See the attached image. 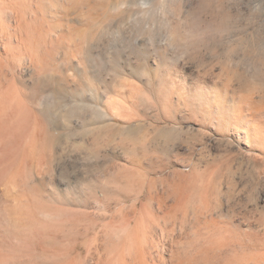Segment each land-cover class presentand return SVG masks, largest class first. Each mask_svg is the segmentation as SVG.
<instances>
[{
    "label": "rangeland",
    "instance_id": "rangeland-1",
    "mask_svg": "<svg viewBox=\"0 0 264 264\" xmlns=\"http://www.w3.org/2000/svg\"><path fill=\"white\" fill-rule=\"evenodd\" d=\"M0 264H264V0H0Z\"/></svg>",
    "mask_w": 264,
    "mask_h": 264
}]
</instances>
